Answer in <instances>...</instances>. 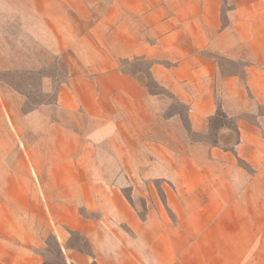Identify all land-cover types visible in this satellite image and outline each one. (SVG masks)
Segmentation results:
<instances>
[{"label": "crops", "instance_id": "obj_1", "mask_svg": "<svg viewBox=\"0 0 264 264\" xmlns=\"http://www.w3.org/2000/svg\"><path fill=\"white\" fill-rule=\"evenodd\" d=\"M79 3L0 0V78L37 74L42 94L55 91L54 102L23 112L26 95L0 80L4 139L21 144L11 152L50 159L48 166L34 167L48 174L50 196L0 231V264H45L46 223L55 227L62 264H264V0H230L226 12L225 0ZM107 45L117 47L116 56ZM65 54L70 73L55 87L52 76L41 73L60 65ZM135 57L159 63L151 75L181 101L193 87L188 118L194 131H204L219 108L237 119L232 149L215 147L212 167H191L199 188L213 187L214 196L201 202L213 212L188 215L178 229L152 215L143 221L121 190L100 177L101 148L125 144L128 127H137L132 132L140 140L159 115L158 96L115 67ZM220 60L242 65V72L225 74ZM31 140L37 148L26 145ZM117 150L109 156L126 157L125 149ZM71 233L83 236L90 250L69 247Z\"/></svg>", "mask_w": 264, "mask_h": 264}, {"label": "rangeland", "instance_id": "obj_2", "mask_svg": "<svg viewBox=\"0 0 264 264\" xmlns=\"http://www.w3.org/2000/svg\"><path fill=\"white\" fill-rule=\"evenodd\" d=\"M86 1H93L94 6L97 7L107 6V0H83L82 4L79 3L81 4L79 7H85ZM229 5H231L230 0H225V12ZM102 35V31L95 33L99 39ZM107 48H110L112 54L116 56V46L107 45ZM46 61H51L48 56ZM70 63L69 56L65 54L60 65L50 64L41 75L52 76L57 87L67 81ZM156 64L159 63L141 57L121 60L115 64L119 71L131 76L137 84L146 87L151 95L158 96L159 115L156 120L153 118L150 127L143 128L140 140L132 132L133 128L137 127H128L131 132H124L125 144L120 141L101 148L105 151H100L101 156H98L104 170L100 177L107 184L121 190L125 199L131 203L143 221L152 215L159 221L164 219L169 226L178 229L181 219L188 215L213 212L212 206L201 204L206 198L214 196L213 187L199 188L197 169L191 167L194 165L212 167L214 163L211 155L215 147L222 145L227 150L232 149L238 140L237 119L229 118L219 108L216 115L207 121L204 131H194L188 118L193 87L188 88L190 96L184 95L181 101L179 94L163 87L151 75L150 70ZM219 64L225 74L240 73L243 69L242 65L229 61L220 60ZM0 80L26 95L27 104L23 107V112H28L41 103H52L55 100V91L49 95L41 93L42 79L37 74L29 77L0 78ZM213 82L218 86L221 85V79L217 81L213 79ZM180 91L178 90L179 93ZM217 103L220 105V98ZM261 114H264V107L261 108ZM242 119L255 122V117L252 115H245ZM3 121L5 119L0 118V231L6 226L17 225L16 222L11 221L13 217L20 218L22 210H29L31 203L37 204L35 200L44 201L50 196L49 190H46L48 174L37 173L34 169V167L48 166L50 159L42 156L27 158L25 154L22 157L21 152H18L19 149L11 152L13 144L14 148L17 145L21 147V144L15 141L7 142L4 139L8 128ZM23 128L27 127L18 125L19 130ZM144 138L154 141L149 143L141 140ZM26 145L31 149L37 148L38 142L31 140ZM117 149H125L126 157L118 159L116 156H109L116 154ZM9 152L10 157H5ZM123 165L125 173L121 172ZM237 165L244 171H250V167L243 161H239ZM181 167L188 171L182 174ZM150 168H154L153 173H147ZM166 168L168 172L163 170ZM179 170H181L180 174L177 173ZM212 177V171L207 172V178L212 179ZM46 214L48 216V210ZM84 214L91 216L86 212ZM50 225L52 224L46 223L43 228L46 245L45 264H62L63 258L57 241L52 236L55 227ZM195 227L196 224H193L190 228L195 230ZM180 239L179 236L175 241L179 243ZM67 245L83 251L90 250L88 241L77 233L70 234Z\"/></svg>", "mask_w": 264, "mask_h": 264}]
</instances>
